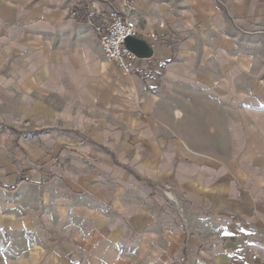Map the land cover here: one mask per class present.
Wrapping results in <instances>:
<instances>
[{
	"label": "crops",
	"instance_id": "obj_1",
	"mask_svg": "<svg viewBox=\"0 0 264 264\" xmlns=\"http://www.w3.org/2000/svg\"><path fill=\"white\" fill-rule=\"evenodd\" d=\"M0 264H264V0H0Z\"/></svg>",
	"mask_w": 264,
	"mask_h": 264
},
{
	"label": "built area",
	"instance_id": "obj_2",
	"mask_svg": "<svg viewBox=\"0 0 264 264\" xmlns=\"http://www.w3.org/2000/svg\"><path fill=\"white\" fill-rule=\"evenodd\" d=\"M85 18L92 24L105 57L114 61L123 72L130 74L144 70L150 64L156 65L157 68L163 66L161 60L153 57L140 58L125 45L127 38H140L153 49L158 41L154 34L142 36L135 22L127 14L92 9L86 12Z\"/></svg>",
	"mask_w": 264,
	"mask_h": 264
},
{
	"label": "water",
	"instance_id": "obj_3",
	"mask_svg": "<svg viewBox=\"0 0 264 264\" xmlns=\"http://www.w3.org/2000/svg\"><path fill=\"white\" fill-rule=\"evenodd\" d=\"M129 42H135L137 44L140 45V47H142L143 51H145L144 53L147 54V52L150 51V47L149 45H146V41H144L143 39H140V38H127L126 41H125V45L127 46V43ZM128 47V46H127ZM130 49V48H129ZM131 50V49H130ZM152 50V49H151ZM142 54V53H141ZM141 54H136L138 57L142 56Z\"/></svg>",
	"mask_w": 264,
	"mask_h": 264
}]
</instances>
